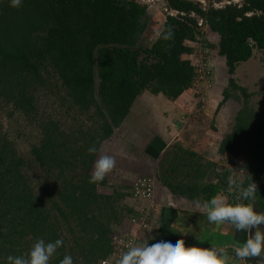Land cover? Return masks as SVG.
<instances>
[{
	"label": "trees",
	"instance_id": "16d2710c",
	"mask_svg": "<svg viewBox=\"0 0 264 264\" xmlns=\"http://www.w3.org/2000/svg\"><path fill=\"white\" fill-rule=\"evenodd\" d=\"M241 1L206 9L194 1L164 0L162 32L145 47L139 42L148 30V4L136 0H22L19 8L0 0V111L9 120L24 118L36 133L21 153L0 125V264L27 253L37 239L63 240L50 264L65 255L73 264L112 259L114 232L135 214L125 200L138 199L132 183L115 186L111 176L90 184L94 162L144 94L161 95L185 114L196 106L192 92L199 74L185 57L194 52L199 20L219 37L216 49L229 76L224 101L236 92L248 101L234 76L255 50L264 61V0ZM44 98L54 99L51 106L61 108L67 121L60 112L40 113ZM92 146L98 151L90 154ZM151 147L149 158L142 157L156 165L149 176L156 191L201 203L227 193L232 204L238 195L228 190L232 176L244 186L256 183L253 207L264 212V116L248 103L218 151L223 162L242 167L241 178L181 144L160 157L154 156L160 145Z\"/></svg>",
	"mask_w": 264,
	"mask_h": 264
},
{
	"label": "crops",
	"instance_id": "0c3cea01",
	"mask_svg": "<svg viewBox=\"0 0 264 264\" xmlns=\"http://www.w3.org/2000/svg\"><path fill=\"white\" fill-rule=\"evenodd\" d=\"M193 97L195 98L194 94ZM213 106L197 105L201 114L198 118L212 120L216 113ZM186 119L185 113L165 97L149 94L141 96L118 130L119 134L114 135L100 152V155H109L115 161L114 168L107 175L111 176L112 184L119 186L133 183L141 177H154L156 165L151 160L143 158V154L149 158L147 151L157 143L161 150L159 153L154 152V156L160 157L173 142L177 144L184 141L187 131L186 127L181 129V125ZM196 152L212 162L210 155L218 157V150L208 151L205 146H200ZM220 195L229 203V196ZM125 203L135 212L134 217L140 216L144 211L149 214L148 227L139 235L136 244L154 243L156 239L175 237L184 239L186 246L232 249L243 243L246 238L244 232H236L228 223L210 224L206 212H199L195 202L176 198L163 188L157 189L153 201H135L130 198L126 199ZM131 218L132 216L125 218L114 233L125 230L136 234V229L129 224Z\"/></svg>",
	"mask_w": 264,
	"mask_h": 264
},
{
	"label": "rangeland",
	"instance_id": "374dc122",
	"mask_svg": "<svg viewBox=\"0 0 264 264\" xmlns=\"http://www.w3.org/2000/svg\"><path fill=\"white\" fill-rule=\"evenodd\" d=\"M136 1L142 6L148 4L146 6L149 13L148 30L140 37L139 43L142 46L150 47L157 40L163 29V23L166 17L164 0ZM193 1L200 3L207 9L209 7H221L235 0ZM201 1H205V4H202ZM239 2L242 3L241 0H239ZM218 42L219 37L212 34L208 28H206L203 48L200 47L198 43H194L195 45L191 46L194 52L191 56L185 57V59L191 61L197 70L199 82L195 85L192 92L195 96L196 108L194 106L189 114H185L187 119L182 121L181 129H184L182 127H186L187 132L184 136V141L182 140V142L177 143L193 151H196L200 146L207 147L208 151H219L221 139L231 132L239 112L245 107V103H248L249 109L256 114L264 116V61L261 52L255 50L253 57L248 62L241 64L234 76L237 84L246 89L249 95L248 101L237 92L233 93L234 96L232 98L224 101L223 93L228 88L229 76L227 74L225 60L219 55L216 49ZM235 96H238V99H236ZM53 102L54 99H42V101H40V108L42 109L40 113L45 111L46 114H58L60 112L58 115L59 119L67 121V117L61 108L51 106ZM208 103L214 105L213 110H216L214 118L212 120H201L198 118L201 114L200 111H198L199 108H197V105L208 106L210 105ZM219 105L220 108L217 111ZM54 108L55 110H53ZM3 112L4 110L0 111L2 133L8 135L9 140L15 143V147L18 151L26 153L29 145L36 141V133L33 131L32 126H28L24 123V118L15 114V116L9 120L7 115L3 114ZM117 134H119L118 130L115 132V135ZM202 142H205V144H202ZM103 150L104 148L102 147L100 152ZM210 157H212L211 159L213 162H216L219 168H227L234 172L231 162H223L219 157L214 158L213 155H210ZM236 175L240 178L242 177L240 174ZM224 194L229 196L227 193ZM233 249L234 248H232V251ZM228 251V249H225L226 255ZM227 256L228 260L226 264H236L234 263L235 256Z\"/></svg>",
	"mask_w": 264,
	"mask_h": 264
},
{
	"label": "clouds",
	"instance_id": "9594fccd",
	"mask_svg": "<svg viewBox=\"0 0 264 264\" xmlns=\"http://www.w3.org/2000/svg\"><path fill=\"white\" fill-rule=\"evenodd\" d=\"M10 7L19 8L22 0H9ZM169 32L165 39H168ZM97 147L88 148L90 154L96 153ZM115 161L109 155H99L94 162L89 177L90 184H96L114 168ZM236 171V170H235ZM243 169L236 171L242 172ZM228 190L238 193L237 202L229 204L219 194L214 195L206 202H195L196 209L207 214L210 224L232 225L236 232H244L246 238L243 243L233 249L236 261L239 264H264V212L254 210L253 202L256 199L257 185L253 181L244 186L243 182L232 176L227 180ZM239 201H248L241 203ZM196 240L199 241L197 237ZM63 244L62 239L45 242L37 239L25 254L9 255L7 264H50L51 258ZM228 256L224 248L186 246L184 239L169 237L156 239L154 243L134 244L129 247L118 260V264H226ZM60 264H73L72 257L65 255Z\"/></svg>",
	"mask_w": 264,
	"mask_h": 264
},
{
	"label": "built area",
	"instance_id": "2783aa9c",
	"mask_svg": "<svg viewBox=\"0 0 264 264\" xmlns=\"http://www.w3.org/2000/svg\"><path fill=\"white\" fill-rule=\"evenodd\" d=\"M188 1H193V0H188ZM201 3L205 4V1H201ZM230 4L239 5L241 3L239 2V0H235L232 2H228L226 5H230ZM224 6L217 8H222ZM170 15L176 16L174 12H171ZM198 28H199L200 36L198 37L197 42L195 43H198L199 46L203 48L204 33L207 27L205 26V23L202 20H199ZM194 45L195 44H192V46ZM241 169L242 167L234 165L232 170H234V173L236 174H242V172L240 173L236 172ZM131 185H132L133 197L135 199L153 201V199L155 198V193H156L155 178L153 177L138 178ZM148 215L149 214L147 213V211H144V213H142L140 216H135L129 220V224L131 225V227H134L136 229V234H133L130 231H125V230H123V232L119 231L114 234L112 239V244L114 245L115 251L112 256V259L110 261L102 262L101 264H118V260L120 259L123 252H125L129 247L136 244L139 235L147 229L148 221H149Z\"/></svg>",
	"mask_w": 264,
	"mask_h": 264
}]
</instances>
